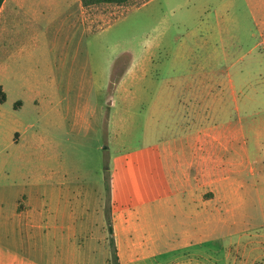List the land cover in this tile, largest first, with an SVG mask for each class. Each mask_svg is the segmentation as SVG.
<instances>
[{
    "label": "rangeland",
    "instance_id": "374dc122",
    "mask_svg": "<svg viewBox=\"0 0 264 264\" xmlns=\"http://www.w3.org/2000/svg\"><path fill=\"white\" fill-rule=\"evenodd\" d=\"M145 1L98 6L91 54L84 67L58 72L65 81L54 109L46 98L52 88L41 83L51 72H26L28 80L0 75V84L10 88L0 102V167L14 170L0 172V191L15 192L42 155L46 163L87 178L98 171L105 197L96 199L95 213L75 214L82 224L73 220L78 229L64 234L83 246L77 264H115L109 186L120 207L126 180L139 188V170L151 173L154 186L155 146L186 142L193 146L195 181L240 174L248 188L254 184L245 177L252 175L258 188L245 193L238 232L209 245L201 257L209 264H264V4ZM37 144H45L44 152ZM160 164L168 181L178 166L169 152ZM89 201L67 200L80 212ZM186 255L183 260L191 257ZM172 259L167 254L163 264Z\"/></svg>",
    "mask_w": 264,
    "mask_h": 264
},
{
    "label": "crops",
    "instance_id": "0c3cea01",
    "mask_svg": "<svg viewBox=\"0 0 264 264\" xmlns=\"http://www.w3.org/2000/svg\"><path fill=\"white\" fill-rule=\"evenodd\" d=\"M98 20V6H85L82 0H3L0 51L9 49L0 60V75L8 80H28L26 72H51L41 83L52 88L46 98L54 109L57 89L65 81L58 72L86 65L92 39L97 37ZM25 57L26 63L22 61ZM21 68L26 71L19 73ZM0 86L5 102L10 88ZM34 146L45 150V144ZM154 151L158 161L153 171L154 186H150L151 173L146 168L139 170V188L131 187L130 179L126 180L122 205L117 208L113 184L109 186L106 198L112 204L119 264H163L167 254H172V264H209L207 258L201 257L202 250L223 244L226 237L238 232L235 226L240 224L245 193L255 187L253 176L245 177L246 182L254 184L248 188L240 174L212 180L203 176L199 183L195 181L191 144L161 143ZM166 152L178 166V170H170L168 181L163 180L161 164L158 165ZM44 156L25 169L15 192L0 191V264H77L83 246L64 232L76 231L73 220L82 224L83 218L75 214L95 213L96 199L105 197L99 190L105 180H99L98 171L87 178L67 171L63 164L46 163ZM5 167L10 166H1V173H14L11 167L10 171ZM217 185L221 189H215ZM156 187L164 190L152 195ZM255 190L258 192L257 186ZM73 198L91 201L84 207L80 202V212L67 202ZM155 214L159 215L157 221L153 219ZM186 253L191 257L183 260Z\"/></svg>",
    "mask_w": 264,
    "mask_h": 264
},
{
    "label": "trees",
    "instance_id": "16d2710c",
    "mask_svg": "<svg viewBox=\"0 0 264 264\" xmlns=\"http://www.w3.org/2000/svg\"><path fill=\"white\" fill-rule=\"evenodd\" d=\"M3 0H0V6ZM85 6H90V5H101V4H116V5H127L130 4L136 0H82ZM148 0H146L145 2H147ZM144 2V3H145ZM5 100V93L2 91V88L0 86V102H3ZM109 213L111 214V211L109 210ZM109 231L111 233H113V226H112V221H111V216L109 217ZM114 241V239H113ZM114 245V252H113V256L115 259V264H119V260H118V256H117V251H116V246L115 243H113Z\"/></svg>",
    "mask_w": 264,
    "mask_h": 264
},
{
    "label": "water",
    "instance_id": "95a60500",
    "mask_svg": "<svg viewBox=\"0 0 264 264\" xmlns=\"http://www.w3.org/2000/svg\"><path fill=\"white\" fill-rule=\"evenodd\" d=\"M109 103H111V101H109Z\"/></svg>",
    "mask_w": 264,
    "mask_h": 264
}]
</instances>
